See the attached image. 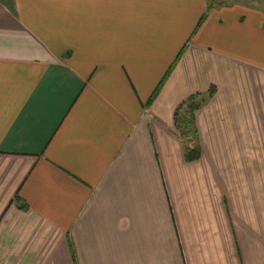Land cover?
I'll list each match as a JSON object with an SVG mask.
<instances>
[{
	"label": "crops",
	"instance_id": "0c3cea01",
	"mask_svg": "<svg viewBox=\"0 0 264 264\" xmlns=\"http://www.w3.org/2000/svg\"><path fill=\"white\" fill-rule=\"evenodd\" d=\"M0 264H264V0H0Z\"/></svg>",
	"mask_w": 264,
	"mask_h": 264
},
{
	"label": "trees",
	"instance_id": "16d2710c",
	"mask_svg": "<svg viewBox=\"0 0 264 264\" xmlns=\"http://www.w3.org/2000/svg\"><path fill=\"white\" fill-rule=\"evenodd\" d=\"M180 54L177 58H179ZM176 60L168 68L165 75L153 91L152 95L149 98L150 102L153 101L159 94L162 86L164 85L167 79V76L170 74L172 68L175 66ZM214 90L215 87L212 86L209 90L208 96L214 93ZM199 96L200 94L191 95L185 102H183L179 106L176 111L177 133L180 135L183 140V143L185 144V158L189 162L197 160L201 155V148L198 140V133L196 127V111L201 107L204 99L202 98L201 100H199Z\"/></svg>",
	"mask_w": 264,
	"mask_h": 264
},
{
	"label": "rangeland",
	"instance_id": "374dc122",
	"mask_svg": "<svg viewBox=\"0 0 264 264\" xmlns=\"http://www.w3.org/2000/svg\"><path fill=\"white\" fill-rule=\"evenodd\" d=\"M217 1V3H228V2H232L233 0H215Z\"/></svg>",
	"mask_w": 264,
	"mask_h": 264
}]
</instances>
